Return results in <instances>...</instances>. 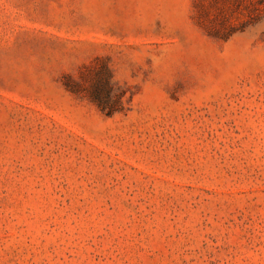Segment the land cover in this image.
Instances as JSON below:
<instances>
[{
    "label": "rangeland",
    "instance_id": "rangeland-1",
    "mask_svg": "<svg viewBox=\"0 0 264 264\" xmlns=\"http://www.w3.org/2000/svg\"><path fill=\"white\" fill-rule=\"evenodd\" d=\"M0 264H264V0H0Z\"/></svg>",
    "mask_w": 264,
    "mask_h": 264
},
{
    "label": "trees",
    "instance_id": "trees-1",
    "mask_svg": "<svg viewBox=\"0 0 264 264\" xmlns=\"http://www.w3.org/2000/svg\"><path fill=\"white\" fill-rule=\"evenodd\" d=\"M112 89L113 83L110 72L103 64L98 71L94 72L91 83L85 88L90 99L106 115H110L114 111L119 110L121 105L119 96L112 95Z\"/></svg>",
    "mask_w": 264,
    "mask_h": 264
}]
</instances>
